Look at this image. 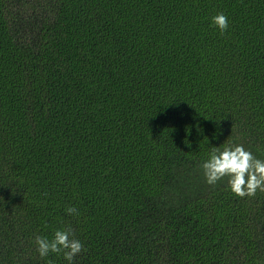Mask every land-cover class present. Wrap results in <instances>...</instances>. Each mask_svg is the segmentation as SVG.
<instances>
[{
  "label": "trees",
  "instance_id": "1",
  "mask_svg": "<svg viewBox=\"0 0 264 264\" xmlns=\"http://www.w3.org/2000/svg\"><path fill=\"white\" fill-rule=\"evenodd\" d=\"M227 144L264 160V0H0V264L69 227L74 264H264Z\"/></svg>",
  "mask_w": 264,
  "mask_h": 264
},
{
  "label": "clouds",
  "instance_id": "2",
  "mask_svg": "<svg viewBox=\"0 0 264 264\" xmlns=\"http://www.w3.org/2000/svg\"><path fill=\"white\" fill-rule=\"evenodd\" d=\"M210 25L224 32L228 28V18L219 13L210 18ZM200 168L205 181L214 185L227 177L228 189L238 197L253 196L257 190L264 192V160L257 159L243 145L227 144L213 147ZM68 215H78L75 207L66 209ZM36 252L45 264H53L51 254L62 256L66 264H74L76 257L84 250L80 240L74 238L71 228L56 229L51 238L34 237Z\"/></svg>",
  "mask_w": 264,
  "mask_h": 264
}]
</instances>
